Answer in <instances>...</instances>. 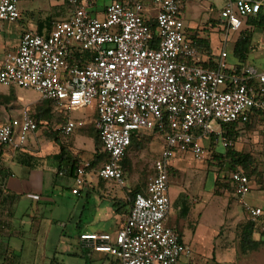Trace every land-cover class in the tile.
<instances>
[{
  "label": "built area",
  "instance_id": "built-area-1",
  "mask_svg": "<svg viewBox=\"0 0 264 264\" xmlns=\"http://www.w3.org/2000/svg\"><path fill=\"white\" fill-rule=\"evenodd\" d=\"M18 1L0 0V23L21 19ZM65 1L66 19L53 21L46 33L23 32L17 48L4 54L0 84L33 90L61 111L94 105L106 155L96 176L120 187L132 134L161 135L163 147L145 189L133 197L121 226L113 234L81 233L79 239L118 264H180L191 248L169 225L172 161L181 154L202 160L205 144L228 149V124L254 119L264 132V71L229 64L224 49L204 55L198 38L185 31L183 0H115L101 15L91 0ZM220 19L226 33L251 32L264 20V0H226ZM85 125V119H68L57 130L68 136ZM37 129L28 110L0 119V147L16 152ZM88 166L74 169L75 195L88 185ZM229 179L248 219L258 223L264 210L245 201L248 176L235 167Z\"/></svg>",
  "mask_w": 264,
  "mask_h": 264
},
{
  "label": "crops",
  "instance_id": "crops-1",
  "mask_svg": "<svg viewBox=\"0 0 264 264\" xmlns=\"http://www.w3.org/2000/svg\"><path fill=\"white\" fill-rule=\"evenodd\" d=\"M34 1L32 0L29 7L18 4L22 17L17 22L0 23L3 25L0 27V46L3 48V54L17 48L23 32L46 33L51 29L53 21L66 19L69 16L70 8L65 0H43L45 4H34ZM91 1L94 12L101 15L104 7L115 0L101 5L97 0ZM183 1L181 18L184 21L185 31L190 36L206 41L199 48L204 55H208L207 47L210 48L209 56L217 55L221 49H224L228 52L229 64L241 62L249 64L258 71H264V26L261 27L256 23L258 26L248 32L251 34V50L246 60L242 62L234 57L233 48L235 42L245 32H234L229 39V32L220 30L222 21L219 19L217 20L219 22L215 21L212 26L209 24L203 26L204 33L200 34L199 31L186 26V2ZM213 29L218 33H214ZM8 38L13 40L10 49L4 48ZM214 40L218 45L217 48H214ZM230 43L232 48L228 50L227 45ZM255 64L260 68H256ZM4 86L0 87L1 120L17 117L23 110L30 111L33 116L37 109L45 105L43 101L45 99L39 97L43 103L32 111L33 99L25 97L26 92L23 93V89L15 85ZM90 107L94 109L89 121H86L84 127L75 129L71 135H64L54 128L48 132L37 129L28 137L20 150L12 152L0 148V264H118V261L108 254L84 248L79 239L81 233H115L124 222L132 202L129 199L128 206L124 201L130 189L125 191L113 181L98 178L96 176L98 168L89 171L88 185L80 195L71 192L74 169L86 162L89 163L92 158L91 155H75V150L82 142L89 140L94 145L97 130L95 127L94 129L90 127L92 124L89 122H92V117L95 121L97 113L94 105ZM72 111L65 112L71 114ZM42 121L44 128L47 127L48 121ZM241 127L244 125L239 124L238 128ZM84 128L87 129L81 133ZM142 134H136V137ZM173 161L172 169L176 167ZM60 171L63 172L62 175L59 174ZM144 189L145 186L142 187V192ZM250 192L251 186L246 198L250 197ZM29 195H35L36 198ZM170 200L171 220V197ZM26 202H29V205ZM250 205L259 207L255 203ZM188 211L185 205L184 212L188 213ZM243 211L247 216L245 210ZM57 215L61 217L60 225L64 229L69 224L72 225L70 233L64 231L53 233V222L58 221ZM199 223L200 221H169V225L179 235L180 240L191 248L190 256L183 257L180 264H264V221L252 223L251 236L248 240L243 235L247 232L249 219L220 221L217 231L211 232L208 238ZM224 223L227 224V229L233 228L234 232L220 233L219 228ZM73 238L76 239L75 244H72ZM199 241L204 243L207 241V247Z\"/></svg>",
  "mask_w": 264,
  "mask_h": 264
},
{
  "label": "rangeland",
  "instance_id": "rangeland-1",
  "mask_svg": "<svg viewBox=\"0 0 264 264\" xmlns=\"http://www.w3.org/2000/svg\"><path fill=\"white\" fill-rule=\"evenodd\" d=\"M97 1L100 5L111 2V0ZM18 2L19 5L23 4L25 7H29L32 0H19ZM185 2L186 26L203 34V26H207L208 24L212 26L215 21L220 19V10L224 0H185ZM34 4H45V1L35 0ZM2 26L3 25L0 24V27ZM220 28V30H222V27ZM215 29L218 31L217 28ZM215 29H213L214 33H218ZM229 34L230 39L234 32L230 31ZM6 41L7 43L4 44V48H12L11 45H13V40L8 38ZM213 45L214 48L218 46L215 40L213 41ZM231 48L232 44L230 43L227 45V49L231 50ZM2 51L3 48L0 46V60L3 58L4 54L8 52L5 50L6 52L3 54ZM254 66L260 68L256 64ZM0 87L5 86L0 84ZM23 90V93L26 92L28 95H32L28 96L26 93L24 94L25 97L33 99L34 104L31 106L32 111L35 110L36 106L39 107L42 105L43 101L39 99L40 96L38 93L30 89ZM48 105V103H45L43 107L46 108ZM49 106H51L52 111L51 115L46 118L49 125L45 128L43 125H39L38 129L41 130V132H48L53 128L57 130L58 126H61L65 120L67 121L71 118H81L88 122L94 109L90 106L78 108L73 110L70 114L56 109L53 104ZM69 115L71 117H69ZM93 120L94 117H92V122L89 123L92 124L90 127L94 129L95 124ZM85 129L87 128L82 129L81 133H83ZM238 131L239 134L236 140L232 142L233 148L240 153L250 155L253 159V167L255 168L250 174L251 198L248 197L245 201L248 204L255 203L264 210V132L259 125H246L239 128ZM162 147V136L156 132L143 133L129 146L126 154L128 167L125 170V186L123 187L125 191L133 189L136 185L140 187L146 185L152 173V163L158 157ZM205 149L207 153L202 160H196L190 154H181L173 161L176 167L173 168L169 174V194L172 198V216L170 221H200L199 226L202 230L206 231V233H203L208 238L211 232L217 231L220 221H246L248 219L243 211L244 208L234 196L230 183L229 177L233 169L231 162L223 157H221L220 160L214 157V155H220V153L224 154L225 150L220 145L210 146L208 144H205ZM75 153L76 156H93L94 145L91 141L86 140L78 146ZM105 160L106 157L103 156L102 159L97 162L95 168H99ZM216 181L217 184H215ZM128 200L129 197L125 195L124 201H126L129 206ZM121 201L124 202L123 200ZM26 204L29 205V202H26ZM185 205L189 209L188 213L184 212ZM16 216L18 215L16 214ZM56 218L58 221L53 222V233L57 234L63 231L70 233L73 228L72 225L69 224L68 227L64 229L60 225V222H62L60 221L61 217L57 215ZM260 220L264 221V217ZM219 230L220 233L234 232L233 228L227 229L226 223H224ZM236 230L238 231L237 228ZM75 240L76 239L73 238L72 244H75ZM201 244L207 247L208 242H201ZM207 252L206 250V253Z\"/></svg>",
  "mask_w": 264,
  "mask_h": 264
},
{
  "label": "trees",
  "instance_id": "trees-1",
  "mask_svg": "<svg viewBox=\"0 0 264 264\" xmlns=\"http://www.w3.org/2000/svg\"><path fill=\"white\" fill-rule=\"evenodd\" d=\"M253 22L256 23V21H253ZM258 23H259V26H261V27L264 26V20L263 19L258 21L257 24ZM250 38H251V34L248 33V32L247 33L245 32L239 37V39L234 44L233 55H234V57H236L237 59H239L242 62L244 60H246L247 55H248L249 51L251 50ZM198 40H199V44H198L199 48L201 47L202 43H204V42L206 43L205 40H202V39H198ZM206 51H207V54L209 55L210 54V48L207 47ZM83 54L85 56H88L86 52L83 53ZM43 101L45 103H48L49 105L50 104L52 105V102L49 101V100H43ZM49 105L46 106V108L41 107V108L37 109L36 112L33 114V118L36 121V123L38 124V126L39 125H43V123H42L43 121L42 120H46V118H48L51 115V106H49ZM255 123L256 122L253 119L251 123L245 124L244 126H246V125H256ZM47 125H49V122H48ZM238 125H239L238 123H233V124H228L226 126L227 137L232 142H234L236 140V138H237V136L239 134ZM136 138H137L136 135L132 134L130 145H132L134 143ZM93 142H94V153H93L92 159L89 161V166L87 167L88 170L94 169L96 167V165H97V162H99L102 159L103 156L106 157L105 153L102 150V145H101V142H100L99 137H98V132H96ZM128 148H127V150H128ZM127 150L125 152V156H124L123 162H122L124 170H126L127 167H128L127 166V160H126ZM61 153L63 154V148L61 149ZM214 157L216 159H219V160L221 159V157L228 159L231 162L233 168L234 167L240 168L248 176V178L250 180V174L255 169L253 167V159H252V157L250 155L243 154V153H240V152L236 151L233 148V145H231L228 149L225 150L224 154L220 153V155H214ZM171 171H172V168H170V172ZM230 183H231V180H230ZM215 184H217V181L215 182ZM231 186H232V189L234 190L232 183H231ZM138 192H142V187H140L138 185H136L133 189H130L127 192V196L129 197L130 202L132 201V199L135 196V194H137ZM251 229H252V222L250 221V223L247 224V226H246L247 232H245L244 235H243L244 238L247 239V240L250 239Z\"/></svg>",
  "mask_w": 264,
  "mask_h": 264
}]
</instances>
